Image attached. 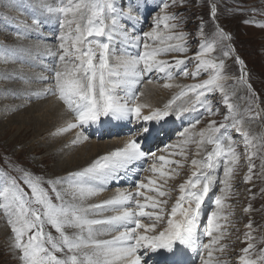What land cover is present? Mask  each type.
I'll use <instances>...</instances> for the list:
<instances>
[{
  "label": "snow or ice",
  "instance_id": "snow-or-ice-1",
  "mask_svg": "<svg viewBox=\"0 0 264 264\" xmlns=\"http://www.w3.org/2000/svg\"><path fill=\"white\" fill-rule=\"evenodd\" d=\"M184 3L185 0H161L153 18L152 30L137 34L136 25L142 22L140 0H126L123 4L121 0H53L51 3L39 0L38 7L57 18L60 31L55 36L58 41L56 50L49 51L55 61L50 69L53 83L38 94L57 96L75 116V122H68L59 132L90 126L99 123L102 118L158 123L170 116L177 119L192 116L200 108L214 115L208 95L216 91L222 94L227 113L222 121L210 120L199 131H195V128L202 117L194 119L180 132L175 144L166 145L165 150L178 149L169 155L181 156L183 160H170L164 155L157 156L154 151L146 152L142 142L151 134V130L141 126L130 133L122 147L98 157L82 170L70 173L67 178L44 180L19 169L31 195L24 191L15 177L9 176L6 181L0 182V209L9 218L8 223L14 234L13 247L19 250L22 264H147V258L151 254H159V250L172 256L190 250L199 255L202 264H230L229 260L214 255L216 252L224 253L228 247L220 242L227 233L225 225L232 213H222L227 206L225 201L231 189L230 180L241 158V153L237 151L241 143L248 164L244 182H251L254 178V158L262 161L257 178L264 177V135L253 134L244 126L246 119H259L261 110L255 104L257 94L244 78V61L239 57L237 62L242 66V74L238 82L245 84L251 99L243 110L230 102L235 91H226L222 82L227 79L224 75L225 62L223 59L217 61L208 58L216 51L220 41L231 39L218 25L212 38L205 37L193 57L159 59L171 52L189 51L185 39L188 34L183 30L177 31L182 28L184 18L179 12L169 11ZM216 14V5L212 4L210 15L213 20ZM33 24L40 26L41 20L34 18ZM260 26L264 27V24ZM203 29L202 22L200 36L205 35ZM123 42L139 51L134 55L126 52L118 64L110 63V52L117 43ZM229 52L223 55L227 56ZM13 59L14 56L7 53L0 54V60L5 63ZM189 59L197 62L191 74L193 77L199 76L201 71L212 70L209 78L183 86L181 92L163 109L155 108L144 115L142 110L151 108L139 102L143 92L138 91V85L145 75L164 73L167 80H172L174 73L187 77L189 72L185 65ZM117 87L125 90L124 98L114 95ZM164 87L171 88L173 85L166 83ZM189 93L194 96L190 106H178L173 110L172 105L176 100L187 97ZM232 131L241 140L234 139ZM81 137L85 140L88 138L80 133L73 143H77ZM193 144L196 146L195 156H200L202 150L204 155L201 159L191 160L193 171L179 184L180 195L167 211L165 206L168 199L159 197L170 195L171 190H164V185L178 173L176 169L166 170V166L174 164L177 168L182 167L187 160V149ZM206 145H211V150H207ZM148 159L153 163L148 169L140 170L158 174L164 184L158 183L154 177H148V183L143 179L134 182L135 191L117 190L113 197L100 203H85L103 191L108 182L120 178L121 172L127 173L135 164ZM220 166L224 170V179L220 182L224 185L225 195L215 198L217 210L208 216L202 233L210 239L204 243L200 235L202 205L213 191L216 183L214 173ZM45 183L51 186L55 202L49 189L43 186ZM65 183L67 188H58V185ZM142 190L155 195H146V191ZM261 191L264 192V189ZM69 192L71 200H66L65 195ZM250 210L251 205L246 211ZM104 212L114 214L103 216ZM98 216L100 218H95ZM144 219L151 222L145 224ZM161 222L166 226L157 232ZM49 226L55 229L56 236L47 230ZM246 227L249 229L245 233L247 243L241 249L238 264H264V248L257 249L256 246L257 242H264V238L257 241L253 236L251 221ZM68 228L76 231L69 234L66 231ZM111 232L116 234L110 239L99 238Z\"/></svg>",
  "mask_w": 264,
  "mask_h": 264
},
{
  "label": "rangeland",
  "instance_id": "rangeland-1",
  "mask_svg": "<svg viewBox=\"0 0 264 264\" xmlns=\"http://www.w3.org/2000/svg\"><path fill=\"white\" fill-rule=\"evenodd\" d=\"M48 2L51 3L53 0H48ZM211 2L216 5L217 9L215 20L210 15ZM38 3L39 0H0V46H6L0 47V54L7 53L14 56V59L7 63L0 60V182L6 181L9 176L15 177L19 185L29 195H31L30 189L23 179V172L19 169L22 168L44 180L67 178L70 173L82 170L92 161L103 156L104 153L107 154L117 147H122L129 139L130 133H133V125H130L129 120L116 121L109 118L104 119L109 130H105L103 134L88 133L81 128L70 129L66 132L58 131L60 128L66 127L68 122H75V117L58 100L57 96L36 94L41 93L53 83V73L50 69L54 67L55 61L49 55V51L56 50L55 46L58 41L55 36L60 31L57 18L44 13L38 7ZM121 3H126V0H121ZM140 3L142 22L136 25L137 34L152 30L153 18L161 0H140ZM154 10L156 11L153 12ZM169 11L179 12L184 18L182 28L177 31L183 30L188 34L185 39L189 51L187 53L171 52L160 56L159 59L193 57L200 49L205 37L212 38V34L216 32V25H218L230 35L231 39L220 41L216 51L209 54L208 58L217 61L224 60V75L227 79L222 82L225 84L226 91L229 93L235 91L230 102L239 105L241 110L248 105L251 99L245 84L238 82V78L242 74V66L237 62V57L244 61V78L257 94L255 104L261 110L259 119L252 121L246 119L244 126L253 134L264 135V27L260 26L264 24V0H185L182 6L175 9L170 8ZM34 18L41 20L40 26L33 24ZM245 21L252 22L245 23ZM202 22L204 23V36L199 35ZM123 23L127 24L128 22L123 21ZM128 26L131 27V25ZM229 46L232 49L231 52H229ZM137 51L138 49L134 47H128L126 42L117 43L110 52V63L118 64L126 52L134 55ZM224 52H229V54L224 56ZM196 63L194 59L187 61L185 65L189 72L187 77L179 75L175 79L160 83L155 75L151 79H143L142 83L138 85V91L143 92L139 102L151 106V108L143 109V114H149L155 108L163 109L173 97L181 92L183 86L208 79L212 70L201 71V74L195 77L191 75L196 69ZM42 77H48V79L45 80ZM149 81L151 82L149 83ZM166 83H171L173 87H164ZM114 95L124 98L125 90L117 87L114 90ZM191 98L193 100L194 96L189 93L187 97L176 100L172 105L173 110L178 106H190ZM208 99L211 101L215 114L209 115L204 108H200L202 118L196 125L195 131L204 128L210 120L222 121L227 113V108L222 102V94L219 91L209 94ZM217 109L218 111H216ZM169 120L178 122L175 116H170ZM191 122L193 120L189 124ZM113 125H120L123 128L118 131L111 127ZM156 125V123H152L151 128ZM80 133L88 138L85 140L81 137L77 143H73ZM177 134L172 136L173 139L171 138L169 145L178 141ZM231 134L234 139L241 140V137L237 136L234 131ZM161 136L164 134L162 133ZM211 147V145H206L207 150H211ZM174 151H178V149L173 148L169 153ZM237 151L241 153V158L238 168L230 180L231 189L225 201L227 206L222 213V215L232 213L228 216L229 222L225 225L227 233L220 242L228 247L224 253H214L221 259L229 260L230 264H238V257L242 254L241 249L246 247L245 233L249 231L246 227L249 221L252 223L253 236L257 238V241L264 238V192L261 191L264 189V177L257 178L262 161L259 158H254L256 168L253 172L255 175L251 182L246 183L244 176L247 174L248 164L244 155L243 143L240 144ZM187 152V160L182 167L177 168L174 164L170 167L166 166V170L176 169L178 173L174 178L168 179L164 185V190H171L170 195L159 197L168 199V204L165 206L167 211H170L176 198L180 195L179 184L183 183L193 171L191 160L193 158L201 159L204 155L202 150L200 156H195L196 146L194 144L189 145ZM169 153L166 154L168 159L183 160L181 156H172ZM5 173L7 175H4ZM147 175L156 178L158 183L164 184L163 178L152 174ZM214 175L216 183L213 196L216 198L225 195L224 185L220 182L224 179L223 166L218 167ZM117 182L121 184L118 186ZM125 182L122 176L115 181H110V186L106 184L107 187L103 191L89 198L85 203L96 204L109 199L117 193V190L131 191L129 186H125ZM43 186L49 189V194L53 195L55 202L51 186L47 183ZM58 188H67V184L58 185ZM65 199L71 200L70 192L65 195ZM249 205H251V210L246 211ZM204 207L206 208V206ZM207 210L213 212L217 209L215 206L208 207ZM112 214L114 213H102L103 216ZM8 219L6 213L0 209V264H22L19 250L13 247L14 234ZM143 222L147 224V221L143 220ZM220 222L224 223L223 220ZM165 226L166 224L161 222L157 232ZM47 230L51 231L53 236L57 235L54 228L49 226ZM66 231L71 234L76 230L68 228ZM115 234V232H111L99 238L110 239ZM205 241L208 242V240ZM256 246L257 249L264 248V242H257ZM184 252L187 256H198L197 253L190 250L179 252V255ZM164 254L167 253L164 250H159V254L156 255ZM204 256L207 258L206 253Z\"/></svg>",
  "mask_w": 264,
  "mask_h": 264
},
{
  "label": "bare ground",
  "instance_id": "bare-ground-1",
  "mask_svg": "<svg viewBox=\"0 0 264 264\" xmlns=\"http://www.w3.org/2000/svg\"><path fill=\"white\" fill-rule=\"evenodd\" d=\"M36 94H38V93H36ZM191 100H192V98H191ZM100 202H102V201H100ZM100 202H98V203H100ZM181 256L182 255H186V253L184 252V253H182V254H180ZM155 256H157V257H160V255H155Z\"/></svg>",
  "mask_w": 264,
  "mask_h": 264
}]
</instances>
